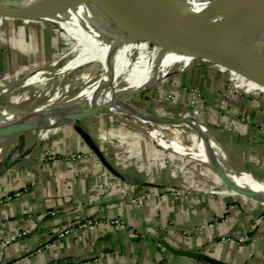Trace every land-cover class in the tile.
<instances>
[{
    "label": "crops",
    "instance_id": "crops-1",
    "mask_svg": "<svg viewBox=\"0 0 264 264\" xmlns=\"http://www.w3.org/2000/svg\"><path fill=\"white\" fill-rule=\"evenodd\" d=\"M19 38L26 41L25 37ZM9 39L4 41L12 48ZM25 47L22 42V49ZM195 78L192 74V82ZM153 88L156 87L148 90ZM153 113L161 114L156 110ZM95 117L102 120L105 116ZM182 117L194 119L185 113ZM250 117L261 120L255 112ZM197 118L211 121L213 116ZM217 120L216 116L211 124L217 126ZM217 127L219 130L211 134L228 156L239 155L230 134ZM84 130L105 155L112 171L96 161V154L75 129L69 132L61 128L42 131L31 144L28 137L23 148L26 153L0 175V246L11 241L0 247V264H264V226L258 235L263 239L257 247L220 242V238L227 235L251 239L258 234L259 224L254 222L264 213L263 194L243 187H237L240 192L234 190L206 163L160 147L147 134L149 129L144 137L123 129L105 133ZM236 130L243 137L242 143H249L247 129L239 126ZM252 135L258 137L261 144L258 148L262 167H259L264 173V134L254 131ZM118 140L122 159L116 161L114 144ZM71 147L92 151L95 157H88L76 165L60 163L54 167H40L29 156L35 157L48 150L63 155ZM240 148L245 149L244 146ZM105 149L111 154H105ZM242 155L245 157L246 153L242 151ZM158 157L164 164L157 163ZM168 163L176 164L178 172L170 169ZM109 184L111 192H103L102 185ZM183 187L218 192L219 197L202 198L194 194L175 201L165 195L167 189ZM131 199L140 200L142 206L132 205ZM230 208L229 223L222 226L219 223L215 231L199 235L193 232L192 237L181 234L215 218L221 222L220 218L225 217ZM94 216L119 217L136 232L124 226L102 224L60 237L67 226ZM25 232L27 235L20 237ZM158 244L164 246V255L159 252ZM183 253L202 254L208 260L200 261Z\"/></svg>",
    "mask_w": 264,
    "mask_h": 264
},
{
    "label": "bare ground",
    "instance_id": "bare-ground-1",
    "mask_svg": "<svg viewBox=\"0 0 264 264\" xmlns=\"http://www.w3.org/2000/svg\"><path fill=\"white\" fill-rule=\"evenodd\" d=\"M177 1L182 8L164 4L151 14L136 16L128 11L108 10L100 0H0V13L50 21L60 28L61 25L70 27L84 37L52 64L40 63L39 70L15 85H0V101L8 104H0V111L8 115V119L0 117L3 120L0 145L4 144L0 149V165L22 135L20 128L24 124L57 128L69 123L68 117L81 112L84 106L101 116L114 118L130 116L126 112L130 109L142 118L141 123L152 128L149 135L163 149L206 163L240 189L243 188L238 185L264 194V179L239 167L206 126L182 120L161 121L124 103V97L147 91L197 65L217 61H242L243 65L245 49L261 55L264 62V0ZM72 3L93 6L104 13L106 21L77 15L84 7ZM221 7L244 14L259 30L240 29L239 33L228 34L197 13ZM108 33L110 41L106 37ZM12 45L17 47L18 42L13 41ZM92 63L101 65L100 76L91 80L87 74L83 75L81 81L85 86L72 97L70 73ZM26 71H19L15 78ZM55 79L60 80L59 85L49 92L48 85ZM111 86L113 89L106 92ZM23 104L26 106L20 108ZM5 124L8 126L3 128ZM170 129L176 137L170 138L164 133Z\"/></svg>",
    "mask_w": 264,
    "mask_h": 264
},
{
    "label": "rangeland",
    "instance_id": "rangeland-1",
    "mask_svg": "<svg viewBox=\"0 0 264 264\" xmlns=\"http://www.w3.org/2000/svg\"><path fill=\"white\" fill-rule=\"evenodd\" d=\"M72 4H79L84 7V9L80 11V14L77 15L95 16L102 21H106V16L104 13H102V11H97L93 8V6L84 3ZM61 28L70 31L72 34L62 31ZM61 28L50 21H40L33 18H25L20 15L18 16L0 13V85H15L19 80H23L27 75L39 70V67L37 66L40 63L48 62L46 64H52L53 60L60 56V54L70 51L79 42L84 40V37L81 34L79 35L74 33L72 28L63 25H61ZM105 33H107V31ZM109 35V33L106 34L108 41H110ZM19 37H25L26 41H22ZM4 38H11L9 39L10 43L16 41L18 42V46L13 47L12 45L13 48H11L6 44ZM22 42L26 44L24 49H22ZM236 63L241 64L242 61ZM44 66L46 65H43V67ZM23 69L27 70L26 73L21 75L19 74V76L15 78V75H17L18 72ZM101 70L102 67L100 64L92 63L83 68L72 71L70 73V95L72 97L76 96L85 86V83L81 81V77L83 75L87 74L90 76L91 80H95L100 76ZM192 74L196 75L195 82H192ZM59 82V79L52 80L48 85V91L51 92L55 90L59 85ZM250 85H252L256 91H253ZM153 87L156 88L124 97V101L126 102L125 104L127 106L131 105L130 107L133 106L137 108V110H141L143 113H148L151 116L158 117L157 119L161 118L159 119L161 121L162 119L177 121L182 120L183 122L186 121L196 123L197 125L201 124V126L204 125L211 133L219 130L217 126H220L221 130L224 129L230 134L231 141H233V145L239 154L236 157H234L235 154H231L232 157H229L235 161L238 166H243L257 177L264 179V173L262 172V166L260 163L262 157L259 156L260 148H258L261 144L258 143V137L254 138L252 135L254 131L264 134V87L252 79L240 74L239 72L227 68L226 66H222V64L218 63L197 65L194 69L170 76ZM164 87L166 88L165 90ZM112 89L113 87L111 86L106 89V92H109ZM33 92V89H31V93ZM41 103L42 102H39V104ZM0 104L3 106H8V104L5 105L4 101H0ZM25 106L26 105L23 104L19 107L24 108ZM154 110L161 114H154ZM166 111L170 112L167 116L164 115ZM126 112L127 114L129 113L130 116L120 115V118L105 116L102 120L93 116L92 118H87L83 121L67 124L59 128H52L50 130L62 128L65 131L67 130L72 132L74 131V127L78 126L83 130L85 128L94 129L95 131L104 133L109 130L114 132L120 131L122 129L130 130L131 132H136L140 135L142 134V136H145V131L148 130V127L141 123L139 121L140 119H138V117L135 116L130 109H126ZM182 112L185 113L186 116L188 114L189 118L194 117L195 120L182 117ZM253 112H255L258 117L260 116L261 120L250 117ZM202 116H213V119L217 116V126L211 124L213 119L211 121H208V119L201 121V119L199 120L197 118ZM0 117L8 119V115L1 111ZM2 123L3 120L0 119L1 128ZM5 126L8 125L5 124L3 128H5ZM239 126L243 128L245 127V129H247L246 131L249 135L248 137L251 138L249 143H242V141H244L243 137L240 136V132L236 130ZM46 130L47 129H40L22 133V135L14 142L12 149L2 160L3 162L0 165V175L3 174L6 168H10L17 160H20L21 157H23L22 155L26 153L23 151V148L28 137L30 138L29 142L31 144L33 140L36 141L35 139L41 135L42 131ZM150 130H152L151 127L148 131ZM164 133L170 138L176 137V134L173 133L172 129L164 130ZM235 141L239 143L234 144ZM119 144V140L114 144L116 147V152L114 153L116 161L122 159V155L119 153ZM3 145L4 144L0 145V149L3 147ZM242 146H244V150L240 148ZM117 150L119 151L117 152ZM242 151L246 153L245 157H243ZM104 153H107L108 155L111 154L110 152H107V149H105ZM29 156L32 157V159H34V163L40 165V167H54L60 163L76 165L88 157H95V154L92 151H82L79 148H72L68 153L63 155L48 150L46 152L42 151L35 157H33V155ZM157 160L158 164H164V160L160 159L159 157ZM96 161L100 163L98 157L96 158ZM168 165L170 169L175 170V173L178 172L179 167H177L176 164L168 163ZM259 165L261 167H259ZM169 167L167 168L169 169ZM106 186L112 188L110 184ZM238 186L243 187L241 185ZM248 190L256 191L254 189ZM194 194L202 198H212L215 196L219 197L218 192L214 194L207 189L197 190L192 187L171 188L167 189L165 192L166 196L172 197L175 201L187 196L193 197ZM132 200H136L137 202L133 204L131 203ZM129 202L132 205H136L138 207L142 206V202H140L138 199H131ZM231 211L232 208L227 210L226 214L224 215L225 217L220 218L221 222H219L218 218H215L210 223L203 222L197 225L193 231H183L181 234L192 237L193 232L198 233L197 235H199L204 231H215V229L219 226V223H221V226L229 223V215ZM227 215L228 217H226ZM103 218L106 220H112L114 218L125 222L124 219L119 217L109 216ZM255 221V225L259 224L256 230H259L257 232L258 234L253 236L251 239L247 237L236 239L227 235L221 237L220 242L225 244L235 242L237 246L241 247H246L247 245L254 247L258 245L263 239V237H259L258 235L261 233V227L264 226V213L259 215ZM125 224L128 225L126 222ZM110 226L112 225L110 224ZM176 233L180 234L179 232ZM159 252L161 255L163 254L160 248Z\"/></svg>",
    "mask_w": 264,
    "mask_h": 264
},
{
    "label": "water",
    "instance_id": "water-1",
    "mask_svg": "<svg viewBox=\"0 0 264 264\" xmlns=\"http://www.w3.org/2000/svg\"><path fill=\"white\" fill-rule=\"evenodd\" d=\"M101 1L103 5L105 6V8H107L108 10L112 9L113 11H116V12L117 11L127 12L128 11L136 16L142 13L145 14V16L146 14L147 15L151 14L157 9H160V7H164V4L167 5L169 8L170 7L171 8H174V7L182 8V5L177 0H100V2ZM197 13L200 16H202L203 19H205L206 21L212 24H215L216 26H218L219 28H221L224 32L228 34H233L237 32L239 33L240 29H244V30H257L258 29L259 30L258 25H256L255 22L248 19L244 14L236 12V11L228 10L227 8H224V7L215 8L213 10L211 9L209 11L197 12ZM242 55L244 57L243 65L239 63H233L230 61L229 62L228 61H217L216 63L222 64V66H226L227 68L235 70L239 72L240 74L252 79L253 81L258 83L262 87H264V62H263L261 55H258L255 52L249 51L247 49L243 51ZM124 103L126 102L124 101ZM99 114L100 113L93 111L92 109H88L87 106H84L81 112L68 117L69 123L67 124H73L75 122H79L84 119L97 116ZM67 124H64V125H67ZM40 129L50 130L52 128L47 127V126H37L33 124H24L20 128V130L23 131V133L29 132V131L40 130ZM74 129L90 145L92 151L96 154V156L99 158L101 163L105 167L111 169L112 171L113 169L110 167L105 155L101 152V150L98 147H96V145L92 143L89 135L82 128L78 126L74 127ZM217 173L229 184V186H231L234 190L239 191V189L235 187L229 181V179H227L224 175H222V173L220 172H217ZM244 194L250 197H253L250 194H247V193H244ZM183 254L190 256L193 259H198L201 261L208 260L206 256L202 254H191V253H183Z\"/></svg>",
    "mask_w": 264,
    "mask_h": 264
},
{
    "label": "built area",
    "instance_id": "built-area-1",
    "mask_svg": "<svg viewBox=\"0 0 264 264\" xmlns=\"http://www.w3.org/2000/svg\"><path fill=\"white\" fill-rule=\"evenodd\" d=\"M102 189H103V192L104 191L111 192V188H109L106 185H102ZM136 202H137L136 200H132L131 201V203H133V204H135ZM102 224H108V225L111 224L112 226H117V227L124 226L130 232L135 231L134 229H132L131 227H129V225H126L125 222L122 221V220L114 219V218L112 220H106L103 217L94 216V217H91V218H87L85 220H79V221L75 222L74 224L67 226L66 228H64L61 231L60 237L63 238L65 236H68V235H70L72 233H75V232L86 231L88 229H91V228L100 226ZM26 235H27V233L25 232L22 235H20V237L21 236H26ZM10 243H11L10 240L9 241H6L0 247H5V246L9 245ZM158 247L161 249V251H162V253L164 255V253H165L164 246L162 244H158ZM60 264H67V263L66 262H62Z\"/></svg>",
    "mask_w": 264,
    "mask_h": 264
}]
</instances>
